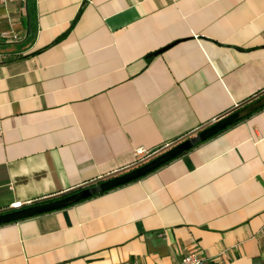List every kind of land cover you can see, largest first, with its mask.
Segmentation results:
<instances>
[{
    "label": "crops",
    "instance_id": "0c3cea01",
    "mask_svg": "<svg viewBox=\"0 0 264 264\" xmlns=\"http://www.w3.org/2000/svg\"><path fill=\"white\" fill-rule=\"evenodd\" d=\"M263 94L264 0L0 6V213L128 171L137 149ZM263 226L264 108L140 179L1 224L0 264H264Z\"/></svg>",
    "mask_w": 264,
    "mask_h": 264
},
{
    "label": "water",
    "instance_id": "95a60500",
    "mask_svg": "<svg viewBox=\"0 0 264 264\" xmlns=\"http://www.w3.org/2000/svg\"><path fill=\"white\" fill-rule=\"evenodd\" d=\"M174 44L175 43L170 46H173ZM163 50L165 49H162L161 51H159V53ZM262 108H264V94L257 99H254L253 101H250L249 103L238 107L231 113L217 119L210 125L199 130L194 135L174 145H171L170 147L166 148L164 151L150 159L148 162L140 166L134 167L128 171L99 181L94 185L81 188L58 198L45 202H37L30 205H24L22 207L0 213V225L61 210L83 200L89 199L99 193H104L106 191L140 179L141 177L185 154L186 152L197 146L199 143L207 141L208 139L214 137L228 127L247 118L248 116Z\"/></svg>",
    "mask_w": 264,
    "mask_h": 264
},
{
    "label": "built area",
    "instance_id": "2783aa9c",
    "mask_svg": "<svg viewBox=\"0 0 264 264\" xmlns=\"http://www.w3.org/2000/svg\"><path fill=\"white\" fill-rule=\"evenodd\" d=\"M17 1H23V0H0V6H4V5H7L9 3H13V2H17ZM11 36L13 39L17 38L16 34H12ZM2 37L3 38H9L10 33H3ZM168 147H170V146L168 145L166 148H168ZM161 152L162 151L150 152V151L143 149V148L137 149L136 154H135L137 159H136L134 167L140 166V165L148 162L150 159H152L153 157H155L156 155H158ZM261 232L264 233V226L262 227ZM176 264H207V259L200 256L196 252H187V253L183 254L181 260Z\"/></svg>",
    "mask_w": 264,
    "mask_h": 264
},
{
    "label": "trees",
    "instance_id": "16d2710c",
    "mask_svg": "<svg viewBox=\"0 0 264 264\" xmlns=\"http://www.w3.org/2000/svg\"><path fill=\"white\" fill-rule=\"evenodd\" d=\"M187 138H188V137H187ZM185 139H186V138H185ZM182 140H184V139H182ZM182 140H179V141H177L176 143H178V142H180V141H182ZM176 143H175V144H176ZM164 150H165V149H164Z\"/></svg>",
    "mask_w": 264,
    "mask_h": 264
}]
</instances>
